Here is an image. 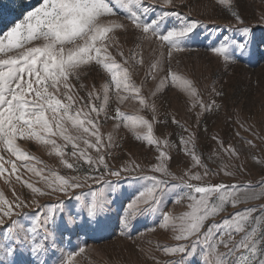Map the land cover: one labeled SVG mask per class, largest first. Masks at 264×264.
Returning a JSON list of instances; mask_svg holds the SVG:
<instances>
[{"label": "rangeland", "instance_id": "rangeland-1", "mask_svg": "<svg viewBox=\"0 0 264 264\" xmlns=\"http://www.w3.org/2000/svg\"><path fill=\"white\" fill-rule=\"evenodd\" d=\"M41 2L0 0V37L15 24L23 23L26 13L38 7ZM112 3L115 5V0ZM145 6H149L146 14L138 10L137 6H133V10L137 11L144 22L156 20L162 34L173 28L178 30L186 20L198 21L192 33L180 38L182 50L172 49L171 68L182 79L192 80L199 95H189L180 81L172 84L170 76L161 83L169 63V46L166 43L161 45L156 37L142 39V30L136 29L128 19L127 9L116 6L117 15L106 17L105 23H118L123 27L107 33L105 43L115 62L122 69L129 67V83L140 90V95L131 90H121L120 95L128 97L121 102L111 82V74L94 61L80 66L79 79L75 76L70 79L75 85L74 95L77 97L73 107L82 110L81 119L86 118L84 113L88 111L85 107L89 103L88 92L95 87L100 98L91 103L101 108L99 131L106 145L101 151L111 171H120L125 167L127 171H120V175L115 176L99 166L100 171L92 172L83 158L77 161L71 156V144H67L60 136L50 138L62 146L64 157L57 155L51 145L35 139H18L16 142L31 158L28 161L18 160L0 146V156L5 161L15 162L18 169V173L11 174V164L4 163L6 172L0 175V193L10 202L18 196L30 205L16 209L10 218L3 217V224H0V264H64L69 255L79 253L80 248L84 252L74 256V264H204L206 256L214 262L217 253L228 252L223 245H219L215 251L209 249L203 243V237L196 242L195 247H189L195 241V236L185 234V239L177 240L175 237L182 234V218L192 208L186 198L179 203L173 201L177 197L186 196V182L246 186L259 185L264 181V163L256 162L264 161V0H172L171 4H164L163 0H142L139 8ZM233 14H239L244 24H238ZM244 26L251 29V35L245 36L240 31ZM242 42H247L243 53L237 47ZM222 45L226 48L223 56L211 50ZM121 51L125 57L130 51H135L139 54L137 59H143V64L124 65L119 54ZM153 63L159 64L156 79L146 75ZM104 85L109 86L107 104L103 100ZM213 87L223 95L216 96L212 92ZM62 93L61 88L58 97L67 102ZM141 97L148 104L155 105V113L140 105ZM212 100H215L218 109L204 112L199 107L201 102L210 103ZM117 109L119 117H116ZM91 115L95 117L96 114ZM141 117L152 125L151 135L158 144L149 145L146 125L138 123L135 128L132 127V121ZM67 127L69 134H76L70 123ZM249 140L255 145L254 148L247 143ZM220 141H223V148ZM229 146L239 153L238 159L230 158L224 151ZM80 147L93 160L97 159L96 149L86 148L82 142ZM161 151L170 157L165 159L164 164L171 175L153 171L161 163L157 159ZM189 152L198 156L204 165L214 171H219L223 165L238 167L226 169L234 172V175L220 172V175L206 177L203 182L189 181L190 173L203 174L204 171L203 167L194 166ZM253 155L256 160L252 159ZM25 163L38 170L42 169V175L53 181L56 176L67 179L75 175L102 174L104 179L100 182L81 181L83 186L70 190L67 195L54 192L34 196L25 182L46 192L50 189L40 176L23 166ZM67 163L79 164L81 171L67 168ZM239 166L243 167V171L239 170ZM17 174L21 176L20 181L16 179ZM159 180L167 183L156 187L154 195L159 197L160 202H149L154 210L143 211L149 206L137 201L134 208L141 211L125 212L127 205L140 192L152 188ZM173 185L180 187L175 188ZM33 200L38 203H33ZM94 201L105 204L99 228L94 224L90 228L71 227L63 231V234L57 232L55 243L49 238L46 244L42 230L30 231L34 219L38 215L42 219L43 214L50 212L53 207L57 210L56 218L59 221L61 210L58 202H62V214L67 219L69 213L85 211L86 214V209ZM230 201L231 198L217 213L202 222L201 232H206L210 226L220 224L226 218L231 219L236 213L255 209L250 216L251 222L245 226V232H233V243L256 228L257 235L253 239L258 243L253 264H257L260 259H264V219L257 225L255 218L264 217V197L248 199L235 206ZM164 215H169L167 221ZM13 221L16 223L13 224ZM10 226L13 228L11 233L7 231ZM25 230H29V234L26 242L21 244L17 236L24 238ZM224 239L227 240V236ZM35 244L44 245L38 254L31 251ZM181 244L188 247L186 253L163 251L165 246ZM10 248L14 251L10 252ZM242 252L246 253V250L241 249L235 256L226 259L235 260Z\"/></svg>", "mask_w": 264, "mask_h": 264}, {"label": "snow or ice", "instance_id": "snow-or-ice-1", "mask_svg": "<svg viewBox=\"0 0 264 264\" xmlns=\"http://www.w3.org/2000/svg\"><path fill=\"white\" fill-rule=\"evenodd\" d=\"M223 2V0H221ZM142 0H115L113 5L112 0H42L38 7L26 13L23 23H17L9 31L0 37V146L3 150L17 157L18 160L28 161L31 159L17 145L18 139H35L45 145H51L56 151V154L64 157L65 153L62 146L56 143L55 139L50 137L60 136L67 144H71V156L77 161L84 159L92 172L100 171L99 166L108 169L110 175L119 176L120 171H127V168H122L120 171H111L105 161V155L102 149L106 146L104 137L100 134L98 118L101 113V108L92 104L93 100L99 99V94L96 93L95 87L88 92L89 103L85 107L88 111L84 113L85 119H81V109L74 108L77 97L74 95L75 85L71 82V77L79 79V69L82 64L94 61L96 65L101 66L104 70L111 74V82L114 83L117 96L121 100L127 99V96L120 95L121 90L128 92L129 90L140 95V90L129 83V67L122 69L121 65L115 62L112 56L108 53V46L105 43L107 33L112 32L115 28H122L123 25L118 23L106 24L105 18L117 15L116 6L127 9L128 19L136 29L142 30L144 34L142 39L156 37L161 45L169 46L168 67L165 70V75L161 79L164 83L168 77H171V83L175 84L180 81L184 91L195 97L199 95L195 91V84L192 80L182 79L171 68L172 49L182 50L180 48V38L192 33L197 27L198 21L186 20L185 23L177 30L175 28L168 30L166 34H162L157 27V21L153 20L150 23L144 22L137 11L133 10V6H137L138 10L144 14L148 13L149 6L142 9L139 8ZM164 4H171L172 0H163ZM179 15V13H176ZM234 19L238 24L243 25L244 21L239 14H233ZM162 19V17H161ZM245 36L251 35V29L244 26L240 29ZM227 40V36L224 37ZM99 44V46H98ZM247 46V42H242L237 47L243 53ZM214 53L223 56L225 54V46L215 47L211 49ZM103 53V54H102ZM120 56L123 64L126 66H134L143 64V59H137L138 53L130 51V54L125 57L121 51ZM163 55V54H161ZM159 64L153 63L150 65L147 76L156 79L158 76ZM84 87V85H81ZM63 89V97L67 102H64L58 97V93ZM212 92L216 96H221L223 93L213 87ZM103 100L107 104L109 100V86H103ZM140 105L149 108L155 113V105L148 104L145 98L139 99ZM199 107L204 111H212L218 109L215 100L210 103L201 102ZM95 113V117L91 114ZM50 114V115H49ZM120 116L117 109L116 117ZM115 118V117H114ZM154 118V117H153ZM199 119V117H197ZM174 122L175 118H173ZM71 124L75 130V135L69 134L68 124ZM143 124L148 127V136L146 137L149 145L157 143L152 138V125L145 119L137 118L132 121V127L137 124ZM48 137V138H46ZM109 136V141H111ZM214 139H217L214 137ZM82 142L86 148H94L97 152V159L93 160L85 149L80 147ZM251 147H255L251 140L247 141ZM220 146L223 148V141H220ZM229 157L239 158V153L233 147L229 146L224 149ZM194 162V166L203 167V174L200 172L190 173L189 181L203 182L210 175H220L224 172L225 175H234V172L226 171L227 168H236V165H223L219 171L209 169L204 165L201 159L194 153H188ZM161 161L159 165L153 168L155 172H163L166 175H171L165 167L166 157L164 152H160L157 157ZM252 159L256 160L253 155ZM257 163L264 161L256 160ZM4 163L11 164V174L18 173L16 163L8 160L5 161L3 156H0V175H4L6 169ZM28 171L34 175L40 176L44 184L50 189L46 192L41 188L34 187L33 184L25 182L27 187L31 189L34 196L50 195L54 192H61L65 195L72 189L82 187L83 182L89 180L100 182L104 179L103 175H75L65 179L62 176H56V179L50 180L42 175L43 170H38L34 166L27 163L23 165ZM67 168L74 169L77 172L81 171L79 164L67 163ZM239 170L243 171V167L239 166ZM17 181L21 180L20 175H16ZM154 179V178H153ZM164 180L156 181L152 188L139 193L138 197L130 202L125 212L128 210L141 211L134 208L137 201H140L149 207L143 211L154 210L150 201L156 204L160 202L159 197L154 195L156 187L161 184H166ZM172 187L179 188L180 185ZM184 187L188 189L186 196H180L174 199V203H179L182 199H187L191 203L189 207L192 211L186 213L182 218L180 227L181 235L176 236L177 240L185 239L187 236H195V241L189 247H195L196 242L203 237V243L213 251L219 245H223L228 249L227 253H217V259L213 262L207 256L204 264H253L255 254L257 252L258 241L253 237L257 235V229L252 228L251 232L246 233L245 237L240 241L233 243V232H245V226L250 223V216L255 209H248L242 213H236L231 219H224L222 223L210 226L206 232H201L202 222L210 215L217 213L222 206L231 198L232 206L246 201L248 199H259L264 197V181L259 185H225L224 183H196L186 182ZM257 187L260 191L257 192ZM244 189V191H241ZM77 199H79L77 197ZM33 203H38L33 200ZM60 204L61 215L59 221L56 218V208L43 214L41 219L38 215L34 219V226L31 227V232H36L38 229L45 233V244L49 238L55 243L57 232L70 230L71 227L90 228L93 224L101 227V213L104 211L105 204L103 202H93L91 207L85 211L69 213L67 219L62 214L63 205ZM30 206L27 201L16 196L13 202L4 198L0 193V224H3V217H11L15 214L16 209ZM169 215H164V220L167 221ZM264 217H256L255 222L260 224ZM79 220V223H77ZM16 222L13 221V224ZM51 226V227H50ZM164 225H161L163 227ZM13 232L10 226L7 230ZM217 233L219 237L217 238ZM29 230H25V237L17 239L21 244L26 242ZM186 234V235H185ZM227 236V240L224 237ZM264 238V237H262ZM231 245V247H229ZM44 245L35 244L31 247V251L39 253ZM241 249L242 252L235 260H228L226 257H233ZM188 247L181 244L175 247L165 246V253H186ZM13 252L14 249H9ZM84 249L80 248L79 253H83ZM79 253L70 254L64 264H74V256ZM225 257L221 259L220 257ZM180 264V262H177ZM257 264H264V259H260Z\"/></svg>", "mask_w": 264, "mask_h": 264}]
</instances>
